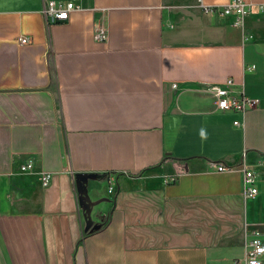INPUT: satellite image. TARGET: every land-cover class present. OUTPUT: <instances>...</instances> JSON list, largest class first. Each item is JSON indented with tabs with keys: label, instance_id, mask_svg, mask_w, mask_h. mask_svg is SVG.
<instances>
[{
	"label": "crops",
	"instance_id": "0c3cea01",
	"mask_svg": "<svg viewBox=\"0 0 264 264\" xmlns=\"http://www.w3.org/2000/svg\"><path fill=\"white\" fill-rule=\"evenodd\" d=\"M46 1L0 0V264H233L264 244V0L241 27L200 0H80L48 24ZM227 79L257 107L215 111L201 88Z\"/></svg>",
	"mask_w": 264,
	"mask_h": 264
},
{
	"label": "built area",
	"instance_id": "2783aa9c",
	"mask_svg": "<svg viewBox=\"0 0 264 264\" xmlns=\"http://www.w3.org/2000/svg\"><path fill=\"white\" fill-rule=\"evenodd\" d=\"M80 0H67L65 2H56L47 0L44 3L43 16L48 24H62L69 20L73 11L81 9ZM203 12L207 14H216L220 17H233L234 23L242 26L244 19L251 13L252 4L246 0H229L222 7H209L199 2ZM259 9L264 11V4L259 6ZM248 35L243 32V38L247 39ZM107 38L106 31L102 25H98L94 31V39L96 41H105ZM20 44H27L29 39L25 36H20L18 39ZM175 87V86H173ZM201 92L208 94L212 99L215 111L230 112L243 116L248 111L254 109L258 105L257 100L249 99L241 90L235 88V83L232 79H227L222 84L204 85ZM234 125H239V122H234ZM28 171L33 169V163L28 162L25 165ZM217 172L231 171L232 167H227L221 163L214 165ZM244 173L243 186L244 195L252 197L257 194L258 190L255 187L254 172L249 167L242 165ZM41 184L46 187L50 182V175L42 173L40 176ZM111 184H114V178L109 179ZM233 264H264V244L258 237V234L253 232L244 242V256L240 260L234 261Z\"/></svg>",
	"mask_w": 264,
	"mask_h": 264
},
{
	"label": "rangeland",
	"instance_id": "374dc122",
	"mask_svg": "<svg viewBox=\"0 0 264 264\" xmlns=\"http://www.w3.org/2000/svg\"><path fill=\"white\" fill-rule=\"evenodd\" d=\"M182 35L186 38H195L196 37L195 34H191V33H187V32H185V34L183 33Z\"/></svg>",
	"mask_w": 264,
	"mask_h": 264
}]
</instances>
